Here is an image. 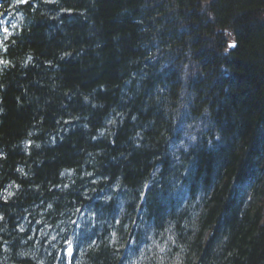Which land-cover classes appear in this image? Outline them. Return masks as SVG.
I'll return each mask as SVG.
<instances>
[{"label": "trees", "instance_id": "trees-1", "mask_svg": "<svg viewBox=\"0 0 264 264\" xmlns=\"http://www.w3.org/2000/svg\"><path fill=\"white\" fill-rule=\"evenodd\" d=\"M0 13V264H264V0Z\"/></svg>", "mask_w": 264, "mask_h": 264}, {"label": "bare ground", "instance_id": "bare-ground-1", "mask_svg": "<svg viewBox=\"0 0 264 264\" xmlns=\"http://www.w3.org/2000/svg\"><path fill=\"white\" fill-rule=\"evenodd\" d=\"M200 4H201V2H200ZM199 4V5H200ZM202 5V7H204L206 4L205 3H202L201 4ZM89 201V200H88ZM80 205V203H78L76 206H79ZM82 209L83 208H79L77 211H76V213H79V214H77V215H75V216H73L74 218H75V222L76 223H78V224H81V223H84L85 222V219H83V214H81V212H82ZM105 211L103 212L102 211V215L104 216L105 215V213H107V209H104ZM100 221V220H99Z\"/></svg>", "mask_w": 264, "mask_h": 264}, {"label": "snow or ice", "instance_id": "snow-or-ice-1", "mask_svg": "<svg viewBox=\"0 0 264 264\" xmlns=\"http://www.w3.org/2000/svg\"><path fill=\"white\" fill-rule=\"evenodd\" d=\"M0 15H2V13H0ZM0 23H2V22H0ZM13 27H14V25H13ZM3 31H4L5 33H7L8 29H7V28H4ZM235 46H236L235 44H231V45H229V47H235Z\"/></svg>", "mask_w": 264, "mask_h": 264}]
</instances>
